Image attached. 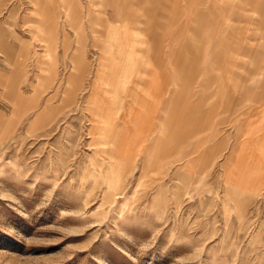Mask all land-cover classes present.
Returning a JSON list of instances; mask_svg holds the SVG:
<instances>
[{"label":"rangeland","instance_id":"374dc122","mask_svg":"<svg viewBox=\"0 0 264 264\" xmlns=\"http://www.w3.org/2000/svg\"><path fill=\"white\" fill-rule=\"evenodd\" d=\"M42 2L47 58L0 0V264H264V0Z\"/></svg>","mask_w":264,"mask_h":264},{"label":"bare ground","instance_id":"6f19581e","mask_svg":"<svg viewBox=\"0 0 264 264\" xmlns=\"http://www.w3.org/2000/svg\"><path fill=\"white\" fill-rule=\"evenodd\" d=\"M35 2H36V5L38 7V12H35L36 16L39 19V25L40 26H39L38 29H40L41 32L43 33L42 42H43L44 49H45V54L44 55H46V56H44V58H47L48 53L52 50V41H51V39H52V25H51V21H53V19L51 18L50 13L48 11H46L44 9V7L42 6V5H45L42 2V0H35ZM62 2H63L64 7L66 9L67 17L69 18V20L71 22L76 23L77 17L79 16L80 13H79V10L76 9L75 0H62ZM8 48H9V50L5 49V52L9 51V52L15 54V51H16V53L17 52L19 53V58L23 57V55H24L23 53L25 51V46L24 45H22L21 48H17V49H15L12 46H8ZM45 66H46V64H45ZM71 85H72V82H71ZM72 86L74 88V84ZM67 91H68V89H67ZM69 98H70V96H69ZM123 159L125 161H128L127 157H123ZM125 161L122 162V164H119V165L126 167Z\"/></svg>","mask_w":264,"mask_h":264},{"label":"crops","instance_id":"0c3cea01","mask_svg":"<svg viewBox=\"0 0 264 264\" xmlns=\"http://www.w3.org/2000/svg\"><path fill=\"white\" fill-rule=\"evenodd\" d=\"M145 114V117H144V119H150V114L147 116V114H146V112L144 113ZM44 115L45 114H41V115H39V117L35 120V122H33V124H31L32 125V128H33V125L35 126V125H39V124H41V122L44 120ZM32 128H30V129H32ZM176 154H174V156H175ZM197 168L194 166H191L190 167V172L189 173H195L194 171L196 170ZM243 172H244V170H243ZM254 175V174H253ZM249 176V175H248ZM246 178H247V174H246ZM249 178V177H248ZM254 181V179L251 181V183ZM249 181H247V180H243V178L241 179V181H240V183H239V185L241 186V187H243L244 186V188H246L247 190L248 189H255V188H258V184H251L250 183V185H249V183H248Z\"/></svg>","mask_w":264,"mask_h":264}]
</instances>
